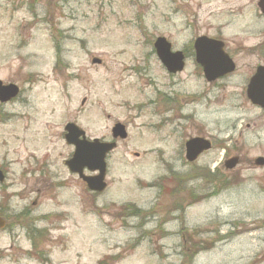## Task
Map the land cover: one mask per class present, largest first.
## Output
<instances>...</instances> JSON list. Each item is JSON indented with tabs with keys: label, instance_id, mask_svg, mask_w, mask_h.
<instances>
[{
	"label": "rangeland",
	"instance_id": "374dc122",
	"mask_svg": "<svg viewBox=\"0 0 264 264\" xmlns=\"http://www.w3.org/2000/svg\"><path fill=\"white\" fill-rule=\"evenodd\" d=\"M235 2L226 0V9ZM175 9L180 13L174 14ZM194 10L203 19L210 16L203 0H0V79L23 89L20 99L2 111H15L19 117H0V157L4 149H17V161L36 153L32 144L44 145L43 136L65 157L71 149L59 135L72 119L90 136H108L115 120L130 131L108 158L107 192L95 199L82 181L64 173L66 182L58 195L50 192L45 209L37 210L47 216L37 218L36 229L0 234V264H96L116 253L118 258L107 264H264V167L247 165L264 156V127L259 120L253 124L260 112L228 100L240 85L226 84L224 100L215 91L201 104L183 103L180 97L188 96L177 89V106L192 118V127L175 111L161 108L159 113L154 105H142L156 97L155 84L167 82L155 59L145 56V39L179 36L178 44H184L186 17ZM232 31L230 25L226 33ZM93 56L105 64L96 65ZM134 65H148V85L128 77L127 69ZM24 116L39 124L31 131L36 143L22 129ZM186 131L224 142L239 140L236 148L245 163L236 168L237 183L220 187L197 178L204 169L209 170V180L222 177L219 163L225 152L214 149L198 165H186L180 146ZM15 134L25 136L27 143L14 140ZM226 147L230 156L236 152L233 142ZM163 177L165 187L176 185L178 194L169 197L168 204L177 200L185 212L167 213L164 207L143 228L130 215L124 227L121 205L158 208L160 188L155 183ZM189 193L192 204L186 207L183 199ZM146 231L153 235L147 234L145 243L135 248ZM150 241L159 244L151 247Z\"/></svg>",
	"mask_w": 264,
	"mask_h": 264
},
{
	"label": "flooded vegetation",
	"instance_id": "af4514ba",
	"mask_svg": "<svg viewBox=\"0 0 264 264\" xmlns=\"http://www.w3.org/2000/svg\"><path fill=\"white\" fill-rule=\"evenodd\" d=\"M203 2L206 6L208 5V7H210V16L207 17V19H203L196 10L191 14H187L185 37H187L188 40H186L184 44H178L179 36L175 34V39H171L162 34L154 36L150 40L145 39L149 49L147 53L145 51V56L151 55L149 58L152 57L153 60L155 59L160 71L163 73V78L166 79L167 82H161L162 85L155 84L154 90L156 92V97L144 103L143 106H147L148 104L154 105L157 109L159 108V113H161V108H164L166 112L175 111V115H177L179 119L190 122V127H192V118L181 112L182 105L179 104V106H177V89L185 91L184 93L189 98L186 99L181 96L180 101H183V103L186 101L201 104L203 102H208L211 98L209 95H212L215 91L216 93L219 92L218 97L224 100L226 95H224L222 91L226 89V84L235 83L240 85L238 87L239 92L234 91V94L232 93L228 100L235 101L237 104L240 103L239 105L241 106L248 105L252 109L260 112L262 116H257L253 124L257 126V120H259L262 122L259 126L263 128L264 0H236L234 7L230 6L227 9L226 0H203ZM180 11L181 9H175L173 13L178 14ZM230 25L233 26V31L229 35L226 32ZM173 29L174 28H172V31L174 32ZM163 37L169 42L171 52L176 54L173 58H170L172 70H169L160 59L159 54L163 52L164 49L161 51L157 50L158 46H156V41ZM160 47H164V45H160ZM224 55L228 57L230 63L233 64V70L225 74L222 72V68L225 67L227 62ZM176 56H180L179 61H181L182 57L181 62L183 66L181 69L176 68V64L179 63ZM93 58L95 57L93 56L92 59ZM104 64V61L100 59V63L96 65L102 66ZM147 66L148 65L144 67L134 65L130 67L127 69L129 71L128 77L134 76V80L137 83L141 82V84L145 86L147 83L144 77H148L146 72L149 71ZM210 71L212 73H210ZM148 80L152 82V79ZM2 82L4 84L12 83L4 82L3 80ZM164 86H168L166 90L163 88ZM21 94L22 91L20 90L19 95L15 98L8 102H0V117H6L5 119L9 120L19 117L15 111H13V113L8 112L4 114L2 111H4L6 106L12 105L19 100ZM84 101L85 99H83V103ZM107 117L110 118V115H107ZM20 118L21 121H24V123H22V129L26 132V137L31 143H36L38 140L32 139L31 131L34 126H39L37 120L34 121L30 116L29 118L25 116ZM163 121L168 122L167 119ZM69 122L75 123L81 127V124L75 119L68 120L63 124L62 132L59 135L62 141H64L65 137V126ZM118 123L125 126L128 132L127 138H129L130 131L126 123L115 120L111 125L110 134L101 139L103 141H115L117 144L116 149L119 148L122 141L127 139H122L119 136L114 139L112 130ZM158 123L159 122H156L154 125L156 130H158L160 126V123ZM246 125L247 128L252 127L251 124ZM186 133L187 136L182 138L180 144L182 151H185L186 141L195 136L209 138L212 142L213 150L216 149L218 153H220L221 150L225 152L219 163V171L222 177H216L215 181L214 179L209 180L207 177H203L202 179L206 181V183L208 181L212 183L215 182L220 187H225L229 183H237L235 182L237 176L236 168L245 163L244 156H242L241 151H238L239 149L237 150L236 148L237 145H239V140L229 138L224 142L219 141L216 137H207L202 133L190 134L187 131ZM242 136L243 129L239 132V137ZM26 137L19 138V135L15 134L12 138L27 143ZM43 137L45 139L43 142L44 145L36 146L32 144L36 153H28V155L22 156V159L19 161L14 157L15 154H17V149L12 150V153L6 149L2 152L3 154L0 157V225L3 222L4 226H0V234L2 232L13 233L17 228L26 230L36 229V223L39 220H37V218H45L47 216V213H37V210L45 209L44 198L48 197L50 192L54 195L55 192L56 194L58 193L57 190L62 189L66 182V180L62 178L64 173L71 179L76 178L80 181L78 175L72 173L65 165V161L72 155L70 154L71 152L63 157L62 153H57L58 146L48 141L45 136ZM88 138L90 139L92 137L88 136ZM54 139H58V135L54 136ZM54 139L52 138V140ZM48 142L52 144V146H49ZM229 142H233L236 149V152L231 154L232 156L229 155L231 152L229 148L226 147ZM68 146L72 150L74 149V146ZM210 151L204 152L203 154H207ZM9 153H11V155L13 154L11 158L9 157ZM230 157L238 159L236 168L231 170V172L226 169V160ZM185 164L190 165V163ZM252 164L257 167H264V156H258L249 160L247 165L250 166ZM86 173L88 172L86 171ZM93 174H96V172ZM260 180L264 181V178ZM165 185L164 182L157 185V187L160 188V193H158V195L156 194L157 199L155 198L156 195L154 198L156 199L155 201H158V208H156L157 204H155V206L153 204V207H149L148 209H144V206H139L134 210L132 206L123 205L121 206V210L124 214L120 213V217L128 219L131 215L138 218L139 224L143 228L150 221H153V218L166 207L167 213H173L175 210L185 212V206L180 205L182 203H176L177 200L172 201L178 194L166 193L164 191ZM99 195L100 194L94 193L95 197ZM169 197L172 199H170L168 204L167 199ZM16 201H19V205L16 204ZM183 203L186 204V207L191 206V193L186 196L185 200L183 199ZM130 210L134 212L129 215L128 213ZM169 216V214H165L163 217ZM159 228H161L160 223ZM147 234L153 235V233L146 231L142 237H139L138 241L134 243L136 246L135 248L145 243L144 240ZM187 243L185 244L186 249L190 250V247H187ZM147 244L151 247H156L159 243L150 241ZM191 245L192 243H190V246ZM158 249H160V247H158Z\"/></svg>",
	"mask_w": 264,
	"mask_h": 264
},
{
	"label": "water",
	"instance_id": "95a60500",
	"mask_svg": "<svg viewBox=\"0 0 264 264\" xmlns=\"http://www.w3.org/2000/svg\"><path fill=\"white\" fill-rule=\"evenodd\" d=\"M18 92V87L15 85H3L0 81V100H8L14 97ZM74 130L72 131V133ZM72 138V136H71ZM90 145H82L81 143L76 145V151L73 158L68 162L69 166L76 172L81 174V177L88 183L90 189L101 191L103 190L105 184L103 183L104 174H105V163L104 157L106 153L112 148L106 144H98V140H95ZM209 145H205L200 139H194L187 144L188 153L187 157L189 159H194L198 154L207 148ZM85 167H88L90 170H100V174L96 177H85L82 174V171Z\"/></svg>",
	"mask_w": 264,
	"mask_h": 264
}]
</instances>
